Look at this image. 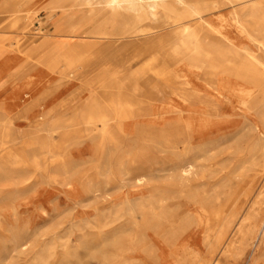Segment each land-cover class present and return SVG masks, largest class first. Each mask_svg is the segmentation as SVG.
Returning <instances> with one entry per match:
<instances>
[{
  "label": "rangeland",
  "instance_id": "rangeland-1",
  "mask_svg": "<svg viewBox=\"0 0 264 264\" xmlns=\"http://www.w3.org/2000/svg\"><path fill=\"white\" fill-rule=\"evenodd\" d=\"M66 1L0 0L30 11L13 28L2 27L7 18L0 25V63L12 58L13 70L26 66L15 57L25 40L32 42L21 50L23 55L46 45L44 39L64 59L71 50L100 49L76 71L65 68L62 60L53 73L32 74L38 82L33 95L41 107L21 102L13 111L20 114L15 126L20 139L0 147V264H264V235L246 243L238 238L232 250L214 246L221 218L205 211L228 207L223 217H230L232 224L256 211L264 217V134L251 131L253 122L264 124V92L253 107L225 94L221 132L231 130L234 137L203 156L177 152L181 139L171 143L173 147L157 144L155 134L144 137L136 131L122 140L116 131L83 129L84 121L107 113L96 93L99 83L114 80L107 87L109 96L125 110L126 93L139 98L134 84L142 82L145 72L140 67L146 69L151 59L128 60V69L113 76L111 57L104 50L124 40L91 31L92 24L110 29L111 23L102 22L98 7L89 0H71L64 11L60 6ZM232 10L224 5L219 13L230 18ZM143 28L157 32L162 27ZM230 35L240 46L249 44L233 27ZM153 78L162 81L161 76ZM191 79L196 80L194 75ZM169 80L162 81L164 95L154 90L160 105L171 101L168 90L180 86L179 79ZM197 87L205 90L199 82ZM29 94L25 101L31 99ZM43 114L48 122L65 124V133L48 138L38 131ZM251 142L261 152L255 175L247 170L249 155L244 152ZM21 145L41 151L19 152ZM194 159L197 166L186 182L181 169ZM2 168L12 177L7 179ZM245 188L251 190L248 197L241 194Z\"/></svg>",
  "mask_w": 264,
  "mask_h": 264
},
{
  "label": "bare ground",
  "instance_id": "bare-ground-1",
  "mask_svg": "<svg viewBox=\"0 0 264 264\" xmlns=\"http://www.w3.org/2000/svg\"><path fill=\"white\" fill-rule=\"evenodd\" d=\"M89 1L98 7L97 12L103 17L102 22L111 23L109 29L108 26H99L98 23L92 24V22L91 31L102 38L111 33L116 38L124 40L114 49H105L106 53L103 51L104 55L111 57L109 67L113 71V76H118L128 69L126 65L128 60L149 57L151 61L146 69H142L146 65L140 67L141 71L145 72L143 80L134 84L135 89L141 93L139 98H132L126 93L127 109L125 110H119L109 96L107 87L112 85L114 80L108 84L99 83L96 93L102 97L107 113L99 119L84 121L83 129L90 132L116 131L122 140L127 139L128 133L133 134L136 131L144 137L155 134L153 139L160 145L173 146L171 143L181 139L182 145L177 152H200V156L233 139V131L224 134L221 132L224 124L221 117V102L226 97L225 94L237 98L245 106L253 107L260 100L259 94L264 92V0ZM71 3V0H67L60 8L66 11ZM224 5L233 8L230 18L219 13ZM29 15L30 11L25 5L0 3V25L3 19H9L5 25L2 24L5 29L13 28L18 25L17 20ZM144 24L162 28L157 32H148V29L143 28ZM232 27L248 40L249 44L240 46L230 35ZM44 41L46 45L26 55H23L21 50L32 41L25 40L18 46L16 63H26V66L17 65L19 69L13 70L9 67L13 63L12 58L0 63V147L9 142L16 143L20 139L15 132L16 121L20 114H17V110L13 111L21 105V102L33 103L40 107L42 105L40 102L37 105V99L33 95L38 82L32 74L39 71L53 73L62 60L66 61L65 68L76 71L93 60L100 50L90 47L79 53L71 50L64 59L60 50L51 49L49 42L46 39ZM257 50L262 51L263 54L259 55ZM26 70L30 73L25 75ZM155 75L161 76L162 81L179 79L180 86L168 90L171 101L165 105L159 104L160 98H157L154 90L160 96L164 95L167 91L166 84L163 85L162 81L153 78ZM191 75L195 76V81L191 79ZM4 82L5 86H3ZM198 82L205 90L197 87ZM148 84L152 86L148 87ZM29 93L32 97L29 101H25V98L30 96ZM43 101L46 104L47 100ZM42 117L37 129L44 132L46 137L63 134L67 130L65 124L48 122L45 114ZM261 126L264 128L263 123L253 122L252 133L264 134ZM213 133L222 136L221 139L214 138L211 135ZM197 139L202 142L197 143ZM18 150L19 152L41 151L35 147L28 149L24 145ZM243 151L242 148L238 149V152ZM244 152L249 155L247 170L255 175L256 166L259 164L256 158L261 156V152L253 142L248 143ZM196 166L197 162L194 159L182 167L181 175L186 182H190L189 175ZM2 170L7 179L12 177L3 168ZM245 178H249V175ZM251 179L248 181L250 182ZM241 192L244 197H248L251 190L245 188ZM229 209L227 207L223 211ZM205 211L210 217L221 218L219 228L211 242L214 246L232 250L238 238L240 243H246L258 235H264V217H259L258 211L238 218L235 224H232L230 217H223V211L209 209Z\"/></svg>",
  "mask_w": 264,
  "mask_h": 264
}]
</instances>
